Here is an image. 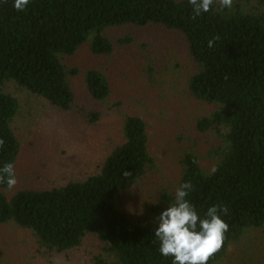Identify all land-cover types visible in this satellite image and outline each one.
I'll return each mask as SVG.
<instances>
[{"label":"trees","instance_id":"16d2710c","mask_svg":"<svg viewBox=\"0 0 264 264\" xmlns=\"http://www.w3.org/2000/svg\"><path fill=\"white\" fill-rule=\"evenodd\" d=\"M14 2L0 0V167L12 162L18 183L11 191L0 184V228L28 234L46 264H171L150 217L191 182L186 199L201 218L213 205L228 208L226 239L208 264H264V244L251 235L264 231V0L223 10L214 0L195 20L189 0H29L24 11ZM139 30L163 36L156 54L165 64L175 46L186 50L185 93L211 108L189 118L200 138L154 132L152 117L168 108L153 112L158 99L139 92L154 76L152 63L139 70V43L131 48ZM31 100L49 116L23 113ZM57 115L59 127L46 128ZM171 115L185 127L175 118L183 112ZM70 118L71 134L89 127L104 147L92 164L71 154V173L59 174L48 150H63L56 135ZM166 140L178 144V170L147 204L135 191L161 173Z\"/></svg>","mask_w":264,"mask_h":264},{"label":"rangeland","instance_id":"374dc122","mask_svg":"<svg viewBox=\"0 0 264 264\" xmlns=\"http://www.w3.org/2000/svg\"><path fill=\"white\" fill-rule=\"evenodd\" d=\"M162 39L163 36L158 32H153L152 30H139V41H137L135 38L131 46L133 49V46L138 47L137 43H139V70L142 68V66H146L148 63H152V65H154V76L152 77L153 80H150V83H146L145 87L141 86L139 88V92L141 95L147 96L146 98L151 100L158 99L157 104L153 105L155 106V108L153 107V112L168 108L167 111L164 112L163 117H152V127L155 129L154 132L157 134H160V131H163L166 128L169 131H173V135L170 137L171 139L176 138V131L178 129H180L182 133H185V135L192 139L200 138V136L197 135L198 131L195 128V122L189 118L192 116L194 117L208 114L211 108L193 100H189V97L185 93L186 80L192 69V67H190V61L186 56L185 49L175 46L174 51L169 53L170 56L165 55L166 64L161 59V57L156 54V48ZM173 42H175V40ZM166 43L172 44L170 43L169 39L164 37V41L160 46L166 48ZM147 56L149 61H143L142 58ZM147 78H149L148 75ZM167 99L169 103H167ZM30 110H32L35 113V116L39 117L40 119H44V114L49 116V113L46 112V110L43 109V106H41V104L36 100H31L30 103L23 105V113H28ZM176 110L180 114L183 112L182 116L180 115V117L175 118L182 124V126L185 125V127H179L174 121L171 113L175 112ZM50 116L55 118V115L53 114ZM58 117H60V115H57L54 123L46 125V128H50L51 130L53 127H59V124H56V121L59 122ZM70 121L71 118L67 119V125L63 122L64 125L60 127L62 128V132L60 131L58 133L60 136L55 134L57 138H60L63 150H48L49 155L53 156V161L55 162L57 169L56 171L59 174L63 172H69V174L71 173V154L78 155L82 161V164H92L94 163V158L97 155V152L104 147L101 140L96 136V134L94 135V133H98V131H94L89 127L79 130L81 132L79 136L71 134L69 131V129H71ZM24 127L27 128V126ZM80 127H82L81 120ZM210 136H214V133H210L209 137ZM181 140L182 139L179 141ZM166 141L168 146L165 150L170 153L167 154L166 152L163 153V151H161L160 157H158L160 166L158 170H160L161 173L156 177H152L146 183L141 194L140 188L135 191L136 195H139L140 198L142 197V202L147 204L156 202L158 200L159 194L154 197H149V195L153 194L159 189L161 182L164 183V181H171L178 170L177 162H174V159L176 160L175 154L178 150V144L177 142H173V148L171 149L169 141ZM176 141L178 140L176 139ZM26 143L27 142L24 141L25 149L23 154L30 158L33 153L28 146L29 144ZM155 145L156 141L154 140L152 142V148H154ZM29 161L31 162V160ZM27 164H29L28 159ZM59 164H61V168H59ZM140 198L138 199L139 203ZM143 206L144 205L142 204V207ZM150 219L152 221L157 220L154 216V213ZM251 235L253 238H258L259 244H264V231L256 230ZM239 248H242L240 244L237 249ZM34 249L35 248L33 247L31 237L25 232H22L18 228L9 225L0 228V264H25L28 259L33 264H46L45 260H43L39 254L34 252ZM232 250H234V248H232L231 251ZM53 259L55 261L57 258L55 257ZM227 262L228 261L226 260L225 263ZM53 264L64 263L58 261L57 263Z\"/></svg>","mask_w":264,"mask_h":264},{"label":"clouds","instance_id":"9594fccd","mask_svg":"<svg viewBox=\"0 0 264 264\" xmlns=\"http://www.w3.org/2000/svg\"><path fill=\"white\" fill-rule=\"evenodd\" d=\"M6 3L7 0H4ZM221 10L231 8L233 0H217ZM214 0H189L193 8L191 19L195 20L202 13L209 12ZM29 0H15L14 7L24 11ZM216 36L209 40L211 48ZM5 144L0 138V147ZM217 169L212 168V173ZM130 176L131 172H126ZM18 183L15 167L12 162L0 167V184H6L9 191ZM193 190L191 182H184L175 191V202L168 206L157 218L158 228L155 230L156 241L159 242V253L167 258L172 257L171 264H208V261L219 252L229 230L228 224L221 218V214H228V208L222 205H213L208 208L201 218L194 206L186 199ZM155 242V241H154Z\"/></svg>","mask_w":264,"mask_h":264}]
</instances>
